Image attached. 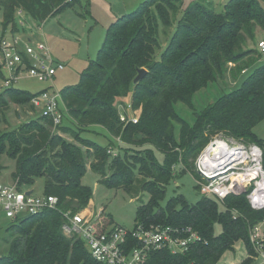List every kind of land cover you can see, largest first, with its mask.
Returning <instances> with one entry per match:
<instances>
[{"label": "trees", "instance_id": "trees-1", "mask_svg": "<svg viewBox=\"0 0 264 264\" xmlns=\"http://www.w3.org/2000/svg\"><path fill=\"white\" fill-rule=\"evenodd\" d=\"M78 1L0 0L3 34L7 28L18 34L17 10L42 23ZM258 28L264 30V10L258 0H228L219 10L213 0H190L185 5L182 0H143L109 24L79 82L61 90L58 125L39 114L14 129H2L11 105L34 109L30 100L36 94L14 86L1 91L0 155L15 160L13 181L21 187L43 178V195H53L58 202L57 209L10 220L9 236L4 240L8 250L0 264H96L81 238L61 231L62 212L88 206L92 191L80 181L87 167L99 175L103 185L122 187L138 200L147 193V201L136 208L134 226L183 225L199 234L200 241L187 251H150L145 264H218L238 241L254 256L249 235L264 220V208L251 207L246 198L249 189L222 200L202 196L190 203L177 194L164 205L160 202L165 186L176 176L177 165L179 172L200 179L195 159L218 136L257 145L264 169V138L252 131L264 117V64L240 87L195 112L192 124L174 110L176 102L191 105L194 92L208 82L227 73L235 77L258 61L262 55L257 45L261 39H256ZM161 34H166L164 46ZM139 68L146 73L133 85ZM125 97L140 115L137 123L123 126L116 103L118 98L125 102ZM92 125L119 138L100 145L81 137L80 131ZM146 145L163 153V164ZM108 147L117 151L115 155L107 152ZM217 222L222 230L214 234ZM92 223L99 232L108 229V223L94 219ZM252 262L246 257L241 264Z\"/></svg>", "mask_w": 264, "mask_h": 264}, {"label": "rangeland", "instance_id": "rangeland-1", "mask_svg": "<svg viewBox=\"0 0 264 264\" xmlns=\"http://www.w3.org/2000/svg\"><path fill=\"white\" fill-rule=\"evenodd\" d=\"M142 1L143 0H79L42 22L41 30L38 29L40 23L35 22L26 14L16 15V23L18 24L21 22L26 29L25 33L20 32L17 35H20L22 39L30 38L31 41L45 40L54 61L63 64V68L57 70L53 78L54 88L58 92H61L65 86L75 85L79 82L81 72L86 68L89 60L94 59L98 49L101 47L109 24L121 15L132 11ZM189 1L190 0H182V3L185 5ZM227 1L228 0H213L217 10H219L223 4H226ZM258 1L264 10V0ZM29 28L31 29L30 32L28 30ZM173 28L172 26L170 30L172 31ZM10 35V28H7L3 34L0 12V39L2 36L9 37ZM165 38L166 34L160 35V41L163 43L162 46L167 42ZM256 39H264L263 29H257ZM263 64L264 55L262 54L258 61L242 71L239 75L231 77V75L227 73L225 77L214 82H208L205 87L194 92L190 100L191 105L184 102H176L174 104V110L182 119L192 124L195 112L202 111L207 106L213 104L220 95L229 93L240 87L245 78L252 73L255 68ZM230 66L232 65H229V67ZM47 84V82H38L33 78L23 77L14 84V87L32 92L47 86ZM127 100H129L128 97H125V102H121L120 98H118L116 103L119 113L125 109L127 110V117L129 119L122 122L123 126L127 125L129 122L133 124L137 123L140 115L138 109L133 110L131 106L130 108H126V104L130 102ZM27 107L28 105L22 106L12 104L10 110L6 113L8 122L1 125V128L11 130L39 116V109H36V111L31 110L30 114H26L25 110ZM252 131L256 137L264 138V117L252 127ZM80 136L90 139L100 145H107L110 140L114 141V138H119V136L116 135L111 136L98 125H92L85 130H81ZM215 139L224 140L226 143L242 144L241 142L227 137L218 136L213 138L212 141ZM245 146L249 147L247 145ZM145 147L153 151L156 161L159 164H163L162 152L152 145H146ZM114 151L117 152L116 150ZM0 166V183L11 184L13 182L12 174L16 167L15 160L5 154H1ZM180 169L181 167L177 165L175 169L176 176L171 178L165 186L164 197L160 202L161 205H164L169 198L177 194L183 195L190 203L197 202L203 196L193 176L187 171L182 173L179 172ZM106 175L109 176V172H106ZM99 179V175L93 172L90 167H87L80 181L82 185L91 189L92 194L90 204L88 203V206L82 211L92 214V219L96 220V222H103V225L108 223V229L114 226L132 229L135 224L136 208L141 202L147 201V193H142L141 200H138L131 197L122 187L103 185L99 182ZM23 188L25 190H32L34 195H43L44 180L43 178H37L33 184L24 185ZM218 205L221 208L220 201H218ZM9 223L10 220L6 218L0 221V257L5 255L8 250V244L4 240L9 236V232L7 231ZM261 228L264 233V223ZM221 230V224L218 222L215 223L214 234H219ZM246 257L252 258L253 262L251 264H258L260 262L259 258L254 259L251 254L249 255L245 251L242 241H238L234 245V251L225 252L218 264H231L232 262H240L241 264Z\"/></svg>", "mask_w": 264, "mask_h": 264}, {"label": "built area", "instance_id": "built-area-1", "mask_svg": "<svg viewBox=\"0 0 264 264\" xmlns=\"http://www.w3.org/2000/svg\"><path fill=\"white\" fill-rule=\"evenodd\" d=\"M16 13L21 15L22 11L17 10ZM38 29L41 30V23ZM257 45L259 52L264 55V39L259 40ZM62 68L63 64L52 58L45 40L30 41L17 34L0 39V92L14 86L23 77L47 82L46 87L32 91L36 95L31 98L30 104L32 108L39 109L42 116L50 118L53 126L58 125L62 119L61 94L53 86L55 73ZM126 108H130V104ZM126 111L119 113L122 122L129 119ZM208 144L195 159V168L200 176L197 183L203 196H214L222 200L228 195L242 194L249 189L246 198L251 207L256 210L264 208V200L260 201L257 197V191L264 183L260 148L255 144L246 147L243 143H227L228 152L232 151V154L229 153L222 162L211 165L204 157ZM107 152L115 155L112 147H108ZM26 191L16 181L11 184L0 183V221L3 218L15 220L57 209V197L34 195L33 191L27 194ZM62 216V233L81 238L96 264H145L150 251L167 249L172 254L183 253L200 241L199 234L190 226L144 227L137 224L132 229L114 226L99 232L92 223V214L82 210H66ZM263 223L264 220L256 224L250 232V241L256 253L253 257L260 259L258 264H264ZM130 240H135V245Z\"/></svg>", "mask_w": 264, "mask_h": 264}, {"label": "bare ground", "instance_id": "bare-ground-1", "mask_svg": "<svg viewBox=\"0 0 264 264\" xmlns=\"http://www.w3.org/2000/svg\"><path fill=\"white\" fill-rule=\"evenodd\" d=\"M215 144H217V146L221 149L223 154L220 155L218 158L209 161L208 159H210V158L208 156V152L213 147H214V149L216 147V145H210L211 147H209V149H207L208 151H206L204 157L206 159V162H208L211 165H215V164H218V163L222 162L229 153L232 154V151L228 152V150H229L228 144L225 141L217 139ZM257 197H258V200H260V201L264 200V183L262 184V187L257 191Z\"/></svg>", "mask_w": 264, "mask_h": 264}, {"label": "water", "instance_id": "water-1", "mask_svg": "<svg viewBox=\"0 0 264 264\" xmlns=\"http://www.w3.org/2000/svg\"><path fill=\"white\" fill-rule=\"evenodd\" d=\"M145 73H146V69L145 68H139V69H137V74L133 78L132 84L133 85L136 84L144 76ZM216 141H217V139H215L213 141L211 140L210 143L207 146V149H209V147H211L210 145H216L215 149L213 147L212 148L213 150L210 149L209 152H208V156H209L210 159H216L220 155L223 154L222 151H221V149L217 146V144H215ZM206 151H208V150H206ZM31 192H32V190L26 191L27 194H30Z\"/></svg>", "mask_w": 264, "mask_h": 264}, {"label": "crops", "instance_id": "crops-1", "mask_svg": "<svg viewBox=\"0 0 264 264\" xmlns=\"http://www.w3.org/2000/svg\"><path fill=\"white\" fill-rule=\"evenodd\" d=\"M17 26H18V33H20V32H24L25 33V31H26V29L23 27V25L21 24V22H19L18 24H17ZM29 30V32H30V28L28 29ZM31 34H33V33H31ZM11 35H15V34H11ZM10 35V36H11ZM9 36V37H10ZM20 36V35H19ZM26 39H29L30 41H31V39L30 38H26ZM50 51V50H49ZM1 75H2V73H1V71H0V78H1ZM54 86V85H53ZM44 87H46V86H44ZM44 87H41V88H39V89H42V88H44ZM31 110H33V111H36V110H34V109H31ZM31 110H28L27 108H26V110H25V112H26V114H30L31 113ZM89 204H90V201H89Z\"/></svg>", "mask_w": 264, "mask_h": 264}]
</instances>
